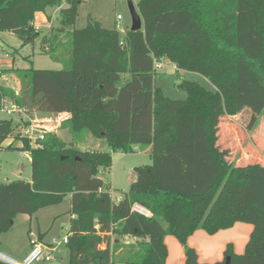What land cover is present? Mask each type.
I'll return each instance as SVG.
<instances>
[{
  "label": "trees",
  "instance_id": "trees-1",
  "mask_svg": "<svg viewBox=\"0 0 264 264\" xmlns=\"http://www.w3.org/2000/svg\"><path fill=\"white\" fill-rule=\"evenodd\" d=\"M81 2L0 0V32L22 46L40 39L41 53L64 66L3 70L17 76L19 89L0 86V111L9 103L25 114L63 115L59 129L72 137L65 143L46 132L34 149L20 132L13 135L19 124L0 119V151L22 150L31 159L30 182L0 183V235L17 215L32 216L68 196V264H164L166 236L183 246L184 264H264V166L229 162L218 145L225 117L242 109L264 115V0H138L143 27L122 37L90 19L76 29ZM48 8H59V27L41 35L34 20ZM163 59L215 90L182 80L186 98L166 97L155 85L154 62ZM86 134L109 151L77 149ZM136 146L150 147L151 164L134 169L116 203L98 175L111 167V153ZM133 203L152 217L131 213ZM235 223L252 226L243 254L227 245L222 261L200 263L187 239ZM110 235L139 241L111 249Z\"/></svg>",
  "mask_w": 264,
  "mask_h": 264
},
{
  "label": "rangeland",
  "instance_id": "rangeland-1",
  "mask_svg": "<svg viewBox=\"0 0 264 264\" xmlns=\"http://www.w3.org/2000/svg\"><path fill=\"white\" fill-rule=\"evenodd\" d=\"M137 2L138 0H82L78 8L75 28H84L90 19V21L99 22L106 29H117L122 37L124 32L131 28L130 5L138 13ZM46 14L50 17L47 20L46 26L39 27L41 35L52 27H59L58 12L55 11V8L46 9ZM118 17H120L119 20ZM41 49L40 39L33 45L22 46L21 41L12 33L0 32V86L9 87L12 85L16 90L19 89V79L17 76L13 75L10 77L5 75L3 73L5 69H28L30 67L52 71L63 69L64 66L61 62L42 54ZM63 50H66V48L61 49L58 53L60 54ZM161 62L164 66L162 69L156 70L155 85L161 89L166 97L171 99L186 98V93L178 87L182 80L198 83L207 90H215L202 76L177 69L173 70V66L166 59L161 60ZM4 75L7 76L6 80L2 78ZM22 114L25 113L23 112ZM22 114L8 115L5 111H0V119H12L16 125L19 124V128L17 127L13 133L14 136L20 132L19 129H24L27 124L33 125L37 129V134H39V131L43 133L49 132V128L59 127L64 119L63 115L54 116L34 111L25 114L26 116ZM263 126L264 115L256 117L250 111L244 109L235 117H225L221 121L218 145L228 151L229 162H233L239 166L255 162L264 166ZM57 134L58 138L65 143H70L72 140L71 135L65 129L59 130ZM84 136L90 135L86 134ZM89 138V142L78 143L76 147L81 151H109L108 147L101 140L91 136ZM9 142L10 140L5 141L4 145H7ZM18 145L19 141H15L13 147ZM111 157V167L107 170H101L98 176L103 181L104 192L110 194L113 201H117L123 198L130 184L135 180L134 169L150 165L151 160L149 153L139 146L134 147L133 152L130 154L116 152L111 153ZM30 160L29 152L17 149H2L0 151V183L8 184L18 180L30 182ZM70 207V198L67 196L60 204L43 208L32 216L25 214L17 215L13 220L12 228L0 235V251H3L4 254L12 258L16 257L15 259L20 261L23 258L20 254L27 247L29 235L37 238L38 234L41 233L43 235V243L56 248L53 254L56 261L60 264H68L70 250L66 244H62V239L68 237L69 234ZM251 228L250 224L239 223L232 229H225L213 235L204 231L205 235H201L204 239L198 238L196 235L195 240L199 247V253H201L200 258L202 257V251L204 250L205 252L209 248L216 249L219 252L216 258L206 261L203 258L198 260L202 263L222 261L223 252L227 245L232 246L235 254H243ZM126 237L110 235L111 249H113L116 243L126 245V242L128 244L135 242L136 244L139 241L138 239L131 241V236H129L131 238ZM177 242L179 241L177 240ZM220 248L221 252L219 251Z\"/></svg>",
  "mask_w": 264,
  "mask_h": 264
},
{
  "label": "built area",
  "instance_id": "built-area-1",
  "mask_svg": "<svg viewBox=\"0 0 264 264\" xmlns=\"http://www.w3.org/2000/svg\"><path fill=\"white\" fill-rule=\"evenodd\" d=\"M119 19L120 17H118V20ZM163 66L164 65L161 61L154 62L155 70L162 69ZM1 111H5L8 115L23 113L21 109L9 103H5ZM19 130L20 134L26 139H28L30 147L34 149L39 147L38 141L43 140L45 134L40 131L39 134H37V129L31 124L25 126L24 129L21 128ZM120 200L121 199H118L115 202L117 203ZM130 211L131 213L141 216L143 218L149 219L152 217V213L139 203H133L131 205ZM67 242L68 237L62 239L63 244H67ZM104 247L105 246H102V248ZM55 251L56 249L52 245L46 246L42 244L37 238H33L32 235H29V249L26 255L22 258V260L17 261L16 259L0 252V262L3 264H50L56 260L53 255Z\"/></svg>",
  "mask_w": 264,
  "mask_h": 264
},
{
  "label": "crops",
  "instance_id": "crops-1",
  "mask_svg": "<svg viewBox=\"0 0 264 264\" xmlns=\"http://www.w3.org/2000/svg\"><path fill=\"white\" fill-rule=\"evenodd\" d=\"M63 7H64V5H63ZM55 11L56 12H58L59 11V8H55ZM139 14V13H138ZM49 17L50 16H48L47 14H46V10H45V12H43V13H38L37 15H36V17H35V20H34V26H35V29L36 30H38L39 31V27L40 26H46V24H47V20L49 19ZM48 32V31H47ZM126 32V31H125ZM124 32V33H125ZM46 33V32H45ZM172 65V64H171ZM173 67V70H176V67L174 66V65H172ZM5 76V75H4ZM2 76V78L4 79V80H6V77L7 76H10V77H12L13 75L12 74H10V75H7V76ZM9 87H11L12 89H14L16 92L18 91V89L16 90L15 88H14V86H9ZM17 88V87H16ZM23 116H26L25 114H23ZM59 130H61V129H59V127H55V128H49L48 129V131L49 132H51V133H54V134H56V136L58 137V134H57V132L59 131ZM90 136H86L85 138H84V140L82 141V143H86V142H89L90 141V138H89ZM103 142V141H102ZM104 143V142H103ZM105 144V143H104ZM77 148V147H76ZM78 149V148H77ZM145 152H147V153H149L150 152V147H147V148H145ZM111 196V195H110ZM73 216H71V218H72ZM237 224H239V223H235L234 225H233V227H231V228H229V229H232V228H234ZM251 230H252V228H251ZM222 231V230H221ZM220 232V231H219ZM218 233V232H217ZM39 234H41V233H39ZM39 234H38V236H39ZM197 235V237L198 238H201V239H204L203 238V236H201V235H205V232L203 231V230H197V231H195L188 239H187V244H188V246L189 247H191V248H193L195 251H196V253H197V258L200 260L201 258H203V260L204 261H206V260H209V259H211V258H216L217 256H218V250H216V249H208V250H206L205 252H204V250L202 251V257L200 258L199 256H201L200 254L201 253H199L200 251H199V247H198V245H197V243H196V240H195V236ZM37 236V239L42 243V244H44L43 243V238L40 240L39 239V237ZM68 237H69V234H68ZM173 236H166L165 237V239H164V242H165V245H166V247H167V257H166V259H165V264H184V249H183V246H181V244H179V242H177V240L175 239V238H172ZM126 238H131V237H129V236H127ZM136 238H131V241L132 240H135ZM137 240V239H136ZM63 244V243H62ZM133 244H135V242L133 243ZM44 245H46V246H49V245H47V244H44ZM126 245H131V244H128V242H126ZM28 249H29V241L27 242V247L23 250V252L20 254V256L21 257H24L25 255H26V253L28 252ZM56 249V248H55ZM245 249V248H244ZM220 252H221V248H220V250H219ZM0 252H2L3 253V251H0ZM238 253V252H237ZM240 253H238V255H239ZM241 255V254H240ZM16 258V257H15ZM14 258V259H15ZM198 260V261H199ZM56 261V260H55ZM200 262V261H199ZM200 263H202V262H200Z\"/></svg>",
  "mask_w": 264,
  "mask_h": 264
},
{
  "label": "water",
  "instance_id": "water-1",
  "mask_svg": "<svg viewBox=\"0 0 264 264\" xmlns=\"http://www.w3.org/2000/svg\"><path fill=\"white\" fill-rule=\"evenodd\" d=\"M130 13H131V28L130 31H138L141 30L143 27V22L140 17V15L137 13V11L133 8L132 5H130ZM50 264H60L57 261H54L53 263ZM225 264H230V259L226 258Z\"/></svg>",
  "mask_w": 264,
  "mask_h": 264
}]
</instances>
